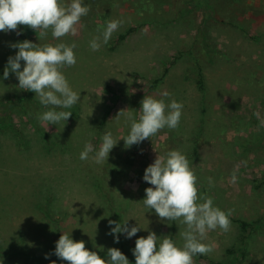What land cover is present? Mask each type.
Instances as JSON below:
<instances>
[{
	"label": "rangeland",
	"instance_id": "374dc122",
	"mask_svg": "<svg viewBox=\"0 0 264 264\" xmlns=\"http://www.w3.org/2000/svg\"><path fill=\"white\" fill-rule=\"evenodd\" d=\"M83 2L90 11L76 36L56 40L49 32L38 39L39 33L26 26H20L19 35L0 32V264H39L40 259L67 264L54 254L63 233L105 260L109 248L121 249L130 264H135V241L149 232L173 234L182 246L185 226L162 221L143 204L145 189L152 187L143 180L145 169L171 150L186 155L202 196L225 212L232 210L231 229L209 232L205 243H214V251L204 259L195 256V264L231 262L226 249L235 246L236 219L264 221V186H256L264 177V0ZM245 18L246 27H236ZM112 20L121 25L104 44L102 33ZM129 27L135 29L118 40ZM96 37L101 47L93 51L90 41ZM25 40L77 45L76 65L62 71L80 102L56 109L72 112L67 122L41 123L37 115L49 109L35 93L18 87L15 73L4 79L9 57L18 51L11 45ZM199 68L204 94L197 84ZM144 96L182 103L179 127L130 148L121 139L103 164L91 159L94 152L88 160L79 158L86 143L98 150L106 132L116 139L126 136L130 122L115 117L129 109L138 119ZM110 220H128L129 228L141 230L131 238L119 234L117 243L109 234L115 227ZM260 230L240 264H264ZM24 242L34 258L22 255L18 245Z\"/></svg>",
	"mask_w": 264,
	"mask_h": 264
},
{
	"label": "clouds",
	"instance_id": "9594fccd",
	"mask_svg": "<svg viewBox=\"0 0 264 264\" xmlns=\"http://www.w3.org/2000/svg\"><path fill=\"white\" fill-rule=\"evenodd\" d=\"M89 11L90 7L83 0H0V32L16 31L19 35L20 26H26L39 33L38 39L47 37L51 32L54 39L60 40L65 36L78 35L81 18L87 16ZM120 25L118 20L107 23L102 33L104 44ZM99 41V37L90 41L93 51L100 49ZM11 47L18 51L14 57H9L3 73L4 79L9 77L10 72L15 73L19 81L18 87L35 93L39 103L49 109L37 115L41 123L48 127L61 121L67 122L72 112L56 109H70L80 102V93L73 90L62 71L65 67L76 65L74 49L77 45L61 42L40 46L25 40ZM21 61L24 62L22 70ZM163 96L168 97L170 93L164 92ZM182 109L183 104L175 100L166 103L165 99L144 96L138 119L134 118L129 109L120 110L115 117L119 119L123 116L130 122V131L126 136L116 139L112 132H106L98 150L91 143H86L79 158L88 160L94 152L91 159L96 164H103L121 139L124 140L125 147L130 148L165 128L175 130L180 125ZM261 123L264 125V121ZM208 179L212 186V178ZM143 180L152 185L145 189L144 206L149 210L154 209L162 221H178L184 225V230L180 232L184 243L178 246L169 236L158 237L155 232H149L146 238L140 237L135 241V264H195L196 255H207L214 251V243H205L209 232L216 229L228 232L231 229L229 217L232 210L225 212L214 206L211 197L200 194L198 177L186 155L179 150H171L166 156H157L154 163L145 169ZM231 182H237L235 173ZM127 221H109V225L115 224L109 234L114 235L117 243L119 234L124 233L126 238H131L141 230L139 226L129 228ZM54 254L67 264H130L128 258L117 248H109V259L105 260L97 252L88 250L84 241H74L67 233L60 235Z\"/></svg>",
	"mask_w": 264,
	"mask_h": 264
},
{
	"label": "trees",
	"instance_id": "16d2710c",
	"mask_svg": "<svg viewBox=\"0 0 264 264\" xmlns=\"http://www.w3.org/2000/svg\"><path fill=\"white\" fill-rule=\"evenodd\" d=\"M239 6H242V4H240ZM244 12L246 13L245 10H244ZM245 20H246V18L244 20H242L241 24H236V27L244 29V27H246V25H245L246 21ZM134 29H135L134 27H129L125 33H122L118 36V40L124 38L127 34L132 32ZM201 31H202V38L206 44V43H208L207 37L205 36L206 30H205V32H203V30L201 29ZM255 38H257V36H255ZM199 75H200V77L197 80L198 88L204 94V92L206 90V86H205L204 77H203L202 72L200 71V68H199ZM257 180H258L257 184H256L257 187L264 186V177H261L260 179H257ZM47 207L48 208L46 209V215L51 218L52 208L49 205ZM236 222H238V227H239L238 228V234L235 238V246L233 245L232 247L226 249V251L228 252V254L231 257V262H229L227 264H240V260L247 256L248 251L251 248L250 245H251L252 241L254 240L255 230L258 229L261 232L262 230H260V228H264V221L261 218L256 219V220H251V221L239 218V219H236ZM172 235L173 234L169 235V237L171 239H173ZM25 243L26 242H24L22 244L19 243L20 245H18L19 246L18 248H20L22 255L23 256L25 255L27 260L29 258H34V255L32 253L28 252L27 249H25ZM2 249H3V247L0 246V254L2 252ZM119 250H121V249H119ZM18 252H19V250L17 249L16 253H18ZM196 256L203 258V259L205 258V255H196ZM38 263L44 264L43 260L41 261V259H40V262L38 261ZM209 264H225V263H222L221 261H214L213 260Z\"/></svg>",
	"mask_w": 264,
	"mask_h": 264
}]
</instances>
